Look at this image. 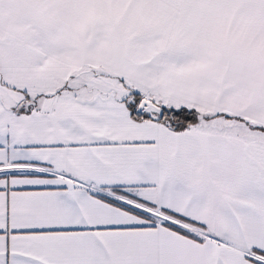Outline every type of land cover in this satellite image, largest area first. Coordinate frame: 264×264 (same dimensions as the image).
I'll return each mask as SVG.
<instances>
[{"label": "snow or ice", "instance_id": "obj_1", "mask_svg": "<svg viewBox=\"0 0 264 264\" xmlns=\"http://www.w3.org/2000/svg\"><path fill=\"white\" fill-rule=\"evenodd\" d=\"M0 264H264V0H0Z\"/></svg>", "mask_w": 264, "mask_h": 264}]
</instances>
